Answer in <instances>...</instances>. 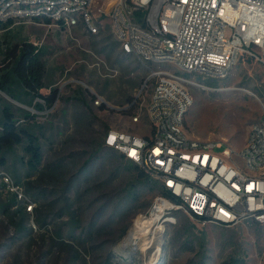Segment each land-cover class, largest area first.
<instances>
[{
	"label": "rangeland",
	"instance_id": "1",
	"mask_svg": "<svg viewBox=\"0 0 264 264\" xmlns=\"http://www.w3.org/2000/svg\"><path fill=\"white\" fill-rule=\"evenodd\" d=\"M94 3L95 10L105 4L104 0ZM23 41L37 46L46 83L57 90L59 99L43 111L35 110L45 127L40 135V166L30 170L29 156L17 145L6 164L0 163V173L18 183L27 197L19 199L0 179V264H192L198 244H185L178 232L191 224L197 236L205 233L208 264L238 255L248 264H264V228L260 231L251 222L202 226L177 212L161 218L146 250H118L134 221L150 212L159 195L146 191L133 208L122 211L112 192L123 188L131 174L120 171L112 176L114 166L109 161L100 167V161L94 160L85 169L84 161L109 128L141 136L150 133L147 105L155 80L147 81L149 70L137 59L123 56L108 23L97 35H88L82 27L61 28L32 20L14 21L6 28L0 25V68L7 64L8 50ZM152 67L173 70L169 64ZM78 88L90 111L80 101L67 100ZM189 91L193 105L185 116L186 132L202 140H225L238 149L251 126L262 119L264 68L245 59L217 80L216 90L190 85ZM96 95L103 98L100 106L94 104ZM134 98L137 103L131 108ZM0 99L32 113L40 103L35 100L26 106L1 92ZM134 114L137 123L132 121ZM11 218H22L25 230L18 231Z\"/></svg>",
	"mask_w": 264,
	"mask_h": 264
},
{
	"label": "built area",
	"instance_id": "2",
	"mask_svg": "<svg viewBox=\"0 0 264 264\" xmlns=\"http://www.w3.org/2000/svg\"><path fill=\"white\" fill-rule=\"evenodd\" d=\"M94 1L0 0V24L49 21L97 35L108 23L123 56L137 59L155 83L147 105L150 133L111 129L105 146L161 185L166 195L155 199L166 204L161 218L177 212L202 226L251 222L264 228V112L238 149L185 130L193 105L189 86L216 90L188 75L224 79L242 58L264 68V0H104L98 10ZM164 64L173 70L152 67ZM102 102L96 95L94 104ZM0 179L26 200L9 175L1 172Z\"/></svg>",
	"mask_w": 264,
	"mask_h": 264
},
{
	"label": "trees",
	"instance_id": "3",
	"mask_svg": "<svg viewBox=\"0 0 264 264\" xmlns=\"http://www.w3.org/2000/svg\"><path fill=\"white\" fill-rule=\"evenodd\" d=\"M12 20L1 23L3 28L12 24ZM50 24L49 21H45ZM62 28V27H61ZM108 37H106L107 40ZM118 43V42H117ZM119 46V44H117ZM114 47H116L114 43ZM114 50V49H113ZM7 65L0 68V92L10 96V98L18 103L26 106H32L36 99H42L44 104L36 103L33 107L35 110L43 111L47 107H51L59 94L56 89H52L46 82L45 66L41 60L39 50L36 45L30 41H23L19 46H15L6 53ZM242 58L240 61L245 60ZM247 61H251L246 59ZM9 64V65H8ZM207 81V80H206ZM207 83L211 87H217V80H208ZM136 86L135 83H133ZM7 91V92H6ZM74 95L67 97V100L80 101L87 111L90 108L89 103L83 95L81 89L74 90ZM95 101V99H94ZM137 103L136 98L130 103V107H134ZM100 106V105H99ZM87 111L83 113L82 118L87 120ZM89 113V112H88ZM134 116H136L134 114ZM37 115L25 109L15 107L10 102L0 99V163L6 164V157L13 152L14 147L21 146L23 151L29 156L27 167L30 170H36L42 162V150L40 144V135L45 127L37 120ZM111 129H107L102 140L93 144L89 157L84 161V168L87 169L94 160L100 161V167L104 166L105 161L113 164L114 169L112 176H118L120 171L130 173L131 179L123 186V188L112 192L116 198V205L122 206V211L133 208L144 195V193H156L158 195H166L161 185L153 180L144 170L133 162L126 160L123 156L111 150L106 153L108 148L105 146V137ZM110 150V149H109ZM112 159H117L114 164ZM14 178L18 182L19 177L14 174ZM16 185L19 186L18 183ZM15 198V197H14ZM15 200V199H14ZM15 202V201H13ZM8 208V207H7ZM18 213L22 214L19 209ZM10 221L16 225L18 231H24L25 227L22 218ZM73 221V218H72ZM198 223L197 221H193ZM199 224V223H198ZM256 229L263 230L259 224L252 223ZM195 226L185 225L180 227L178 231L184 237V243L187 245L198 244V253L192 264H208L206 257V236L202 232L198 236L194 232ZM220 264H248L244 257L231 256Z\"/></svg>",
	"mask_w": 264,
	"mask_h": 264
},
{
	"label": "bare ground",
	"instance_id": "4",
	"mask_svg": "<svg viewBox=\"0 0 264 264\" xmlns=\"http://www.w3.org/2000/svg\"><path fill=\"white\" fill-rule=\"evenodd\" d=\"M166 204L159 201L150 210L149 213L136 219L125 235L124 239L119 243L118 250L122 253L130 250H137L141 248L146 250L152 243V236L155 234L158 227L157 224L161 220V215L165 211Z\"/></svg>",
	"mask_w": 264,
	"mask_h": 264
}]
</instances>
